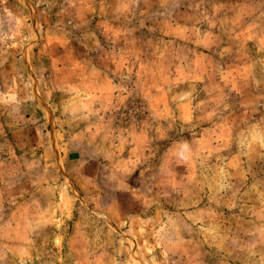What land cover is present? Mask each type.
I'll list each match as a JSON object with an SVG mask.
<instances>
[{
	"label": "rangeland",
	"instance_id": "1",
	"mask_svg": "<svg viewBox=\"0 0 264 264\" xmlns=\"http://www.w3.org/2000/svg\"><path fill=\"white\" fill-rule=\"evenodd\" d=\"M0 264H264V0H0Z\"/></svg>",
	"mask_w": 264,
	"mask_h": 264
}]
</instances>
